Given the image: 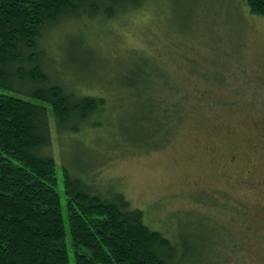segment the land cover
Masks as SVG:
<instances>
[{
  "label": "trees",
  "instance_id": "trees-1",
  "mask_svg": "<svg viewBox=\"0 0 264 264\" xmlns=\"http://www.w3.org/2000/svg\"><path fill=\"white\" fill-rule=\"evenodd\" d=\"M146 1L0 0V264H71L70 251L75 264H207L206 256L176 263L175 235L154 230L121 191L100 193L94 186L103 182L80 155L99 134L114 160L117 150H158L191 114L220 103L170 86L140 57L121 67L114 91L97 93L95 53L80 38L58 55L41 46L49 27L114 19ZM245 2L264 17V0Z\"/></svg>",
  "mask_w": 264,
  "mask_h": 264
},
{
  "label": "rangeland",
  "instance_id": "rangeland-1",
  "mask_svg": "<svg viewBox=\"0 0 264 264\" xmlns=\"http://www.w3.org/2000/svg\"><path fill=\"white\" fill-rule=\"evenodd\" d=\"M146 3L114 19L49 27L41 46L58 55L69 38H80L82 50L95 53L97 93L114 91L121 67L140 57L170 86L205 91L220 104L191 114L158 150H117L114 160L113 148L109 155L104 148L110 139L99 134L80 158L103 182L94 186L100 193L121 191L154 230L175 235L176 263L206 256L207 264H264V17L245 0ZM58 176L62 182L61 168ZM70 259L75 264L72 251Z\"/></svg>",
  "mask_w": 264,
  "mask_h": 264
}]
</instances>
